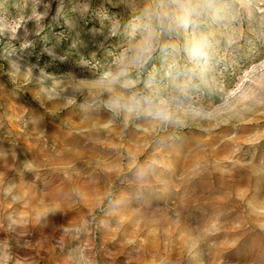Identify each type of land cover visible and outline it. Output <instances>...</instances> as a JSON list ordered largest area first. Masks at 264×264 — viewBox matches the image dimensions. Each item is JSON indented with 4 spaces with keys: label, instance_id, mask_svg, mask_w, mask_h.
Instances as JSON below:
<instances>
[{
    "label": "rangeland",
    "instance_id": "rangeland-1",
    "mask_svg": "<svg viewBox=\"0 0 264 264\" xmlns=\"http://www.w3.org/2000/svg\"><path fill=\"white\" fill-rule=\"evenodd\" d=\"M181 4L0 0V264H264V0Z\"/></svg>",
    "mask_w": 264,
    "mask_h": 264
},
{
    "label": "clouds",
    "instance_id": "clouds-1",
    "mask_svg": "<svg viewBox=\"0 0 264 264\" xmlns=\"http://www.w3.org/2000/svg\"><path fill=\"white\" fill-rule=\"evenodd\" d=\"M177 4L180 5V7L183 9V4H181V0H176ZM167 15V14H165ZM177 22L181 27H187L189 21L186 17H177ZM163 27V25H161ZM143 51V49H141ZM128 73L121 71L116 74H109L106 79L110 84H120L121 87H129L135 86V81H129L126 79H122V77L127 76ZM110 107L113 110L116 109H121L127 112H139L144 104L150 103V101L146 97H136L133 96L127 101H122L121 98L115 97V98H110L109 101L107 102ZM155 115L161 117V118H167V114L163 112L162 110H158Z\"/></svg>",
    "mask_w": 264,
    "mask_h": 264
}]
</instances>
